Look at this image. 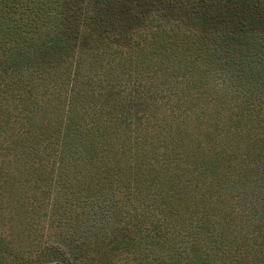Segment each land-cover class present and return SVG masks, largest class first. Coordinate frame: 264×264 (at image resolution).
Wrapping results in <instances>:
<instances>
[{
	"label": "trees",
	"instance_id": "16d2710c",
	"mask_svg": "<svg viewBox=\"0 0 264 264\" xmlns=\"http://www.w3.org/2000/svg\"><path fill=\"white\" fill-rule=\"evenodd\" d=\"M244 50L248 61L244 72L261 77L262 96L252 104L250 96L245 98V111L214 106L213 98L204 95L207 80L217 69L212 70L211 65L216 66L224 55L228 60L237 59ZM149 57L164 61L162 69L172 72L174 78L170 79L175 83L186 78L184 90L191 94L182 95L181 103L168 109L164 102L150 105L139 112L138 124L133 126L110 124L101 113L86 125L89 144L83 180L91 171L97 188L109 189L118 197L116 226L111 225L108 237L116 250L139 245V237L150 238L162 228L165 233L194 230L188 226L200 230V225L226 222L227 217H215V193L223 180L231 174L250 176L264 165V0H0V128L7 129L5 124L10 121L6 114L9 102L22 107L18 115L23 123L38 117L33 108L38 101L33 84L42 69H48L41 66L48 59L56 61L52 67L60 72L50 93L52 101L61 106L60 92L68 79L62 78L64 67L73 70L69 98L70 94L79 96L77 83L85 63L102 66L105 72L122 68L129 77L135 65ZM22 88L32 94L23 96ZM149 114L158 119L150 127L146 123ZM98 120L105 125L102 144ZM44 134V149L36 155L49 160L56 157L58 140ZM161 149L165 152L158 156ZM100 151L110 160L103 170L106 174L100 172ZM93 168L98 169L97 174ZM78 188L81 193L83 189ZM144 190L151 193L138 214L134 209ZM28 211L31 213V206ZM80 213L74 209L70 214L59 212L56 221L68 222L73 217L80 229L84 219L80 220ZM5 219L1 212L0 221ZM135 221L155 226H136ZM233 238L229 239L235 241ZM106 240L99 241L104 246ZM103 246L73 247L74 255L54 248L22 256L17 245L0 235V264H97L93 254H99Z\"/></svg>",
	"mask_w": 264,
	"mask_h": 264
},
{
	"label": "rangeland",
	"instance_id": "374dc122",
	"mask_svg": "<svg viewBox=\"0 0 264 264\" xmlns=\"http://www.w3.org/2000/svg\"><path fill=\"white\" fill-rule=\"evenodd\" d=\"M224 52L222 50L220 55ZM244 54L247 50L241 52V57L238 55L237 59L229 60L224 55L216 66L215 63L211 65L212 70L214 67L217 69L207 80L204 95L213 98L214 106H233L245 111V98L250 96L248 100L252 104L262 96L261 77L244 72L248 69ZM51 59L41 63L48 69L43 68L42 75L35 79L37 84H33L38 98L33 102L38 115L33 117V126L30 125L32 123H23L18 115L22 107H15V102H9L6 114L10 116V121L5 124L7 129L0 128V191L5 195H0V213L6 214L5 221H0V235L17 245L19 254L31 256L35 251L41 254L42 249L58 248L60 252L74 255L73 247L84 244L86 249L101 247L103 243L99 240L107 239L106 245L100 248L102 251L93 254L98 259L97 264H264V165L250 176L231 174L223 180L215 193L218 199L215 217H227L226 222L217 220L206 225L209 227L200 225V230L198 226H188L195 232L182 229L165 233L162 228L150 238L139 237V245L133 243L129 248L116 250L108 237L111 225L114 229L116 226L114 204L118 197H114L109 189L97 188L91 171L85 174L83 180L89 144L86 125L90 119L101 117V114L110 124L122 122L125 127L136 125L139 112L150 109V105H162L164 102L168 109L171 104L181 103L182 95L191 94L184 90L186 78L181 79L180 84L175 83L170 79L174 78L172 72L162 69L165 62L153 57L145 59L139 66L135 65L129 77L122 68L114 71L109 68L105 72L102 66L85 63L77 83L79 96L70 94L67 98L72 87L70 74L73 70L72 66L64 67L62 78L66 76L68 79L65 78L67 83L63 84L64 89L60 92L63 98L60 106V102L52 101V91L50 93L60 73L52 67L57 64ZM28 94L32 92L22 90L23 96ZM153 113L158 114L159 111L153 110ZM154 114H149L151 119L146 122L149 127L150 123L158 121ZM103 123L98 120L97 124L101 144V132L104 134L105 129ZM138 129L136 127V132H139ZM44 133L58 140L55 143L56 157L49 160L36 155L37 151L44 149L43 144L47 140ZM164 152L161 149L158 156ZM100 155V172H104L110 160L104 156V151H100ZM97 170L92 169L96 174ZM96 174L95 178H99L100 174L97 177ZM78 187L83 189L81 193ZM150 193L143 191L147 198L143 195L136 205L137 209H134L135 213L139 214ZM80 195L84 197L80 199ZM121 201L127 206L126 200ZM1 204H5L4 207ZM30 206L31 213L28 211ZM73 209L81 212L80 220L84 217L80 229L73 217L68 222L56 221L59 212L70 214ZM135 225L155 226L145 221L139 224L135 221ZM223 235H227V239ZM230 236H235V241L229 239ZM99 258L103 260L99 261Z\"/></svg>",
	"mask_w": 264,
	"mask_h": 264
}]
</instances>
